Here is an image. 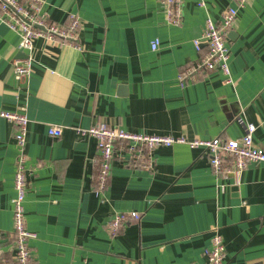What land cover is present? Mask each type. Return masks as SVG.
<instances>
[{
    "label": "crops",
    "instance_id": "crops-1",
    "mask_svg": "<svg viewBox=\"0 0 264 264\" xmlns=\"http://www.w3.org/2000/svg\"><path fill=\"white\" fill-rule=\"evenodd\" d=\"M234 0H184L182 23L159 0H43L50 20L81 18L82 49L43 38L21 79L14 60L29 52L0 18V110L29 118L24 205L33 264H207L218 230L225 264H264V162L236 183L214 172L201 148L176 143L152 152L116 143L107 188L97 194L98 142L77 127L97 123L132 132L193 138H241L253 123L264 148V0H247L229 32L231 81L220 70L181 83L179 71L206 51L194 39ZM159 39L156 49L152 41ZM52 124L64 127L51 137ZM16 125L0 116V264L14 259ZM141 219L118 234L111 216Z\"/></svg>",
    "mask_w": 264,
    "mask_h": 264
},
{
    "label": "built area",
    "instance_id": "built-area-1",
    "mask_svg": "<svg viewBox=\"0 0 264 264\" xmlns=\"http://www.w3.org/2000/svg\"><path fill=\"white\" fill-rule=\"evenodd\" d=\"M164 4L166 18L169 23L179 25L182 23L184 0H159ZM247 0H234L225 8L219 21L208 17L201 36L194 39L198 50L206 43V51L195 62L184 66L178 74L181 83L200 78L211 70H220L230 82L228 46L229 32L238 15L239 9L244 7ZM200 6L205 5V0H198ZM43 0H0V18L19 35L18 48L29 52L23 59L14 60V73L17 79L23 78L33 70L31 52L35 41L43 38L54 44L67 43L82 49L79 40L81 18L71 14L66 23H60L47 18L42 11ZM159 39L152 41V48L159 46ZM0 116L5 117L16 125L15 140L19 147L15 172V190L13 198L14 226L10 233L14 259L6 264H33V254L30 239L36 233L27 227L25 211V197L28 189V157L26 154L29 118L21 111L0 110ZM256 126L247 125L246 133L241 138H193L186 136L148 134L132 132L117 126L97 123L90 127H77L80 136H92L97 139L100 159L97 162V194L102 193L108 185L111 175L112 162L116 153V143L121 142L131 150L149 153L161 146H172L176 143L187 144L191 148H201L210 157V164L215 173L231 172L236 183L241 180V174L251 162H264V148L256 145L253 134ZM64 127L52 124L48 133L51 137H60ZM141 219L137 211L116 212L111 216V233L118 234L123 228L133 221ZM207 264H225L226 246L222 234L215 230L211 244L205 249Z\"/></svg>",
    "mask_w": 264,
    "mask_h": 264
}]
</instances>
